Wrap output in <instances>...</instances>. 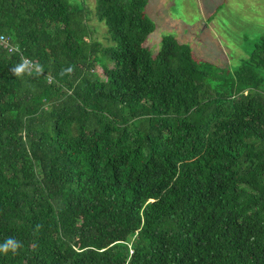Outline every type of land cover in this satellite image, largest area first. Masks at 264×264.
<instances>
[{"label": "trees", "instance_id": "trees-1", "mask_svg": "<svg viewBox=\"0 0 264 264\" xmlns=\"http://www.w3.org/2000/svg\"><path fill=\"white\" fill-rule=\"evenodd\" d=\"M147 4L95 0L103 47L84 4L0 0V264H264V35L232 71L153 55Z\"/></svg>", "mask_w": 264, "mask_h": 264}, {"label": "rangeland", "instance_id": "rangeland-1", "mask_svg": "<svg viewBox=\"0 0 264 264\" xmlns=\"http://www.w3.org/2000/svg\"><path fill=\"white\" fill-rule=\"evenodd\" d=\"M71 1L89 10L93 39L111 46L106 28L94 17L95 0ZM145 14L155 25L145 43L151 54L158 53L163 37L184 41V36L199 61L231 71L264 35V0H148ZM101 69H96L100 78Z\"/></svg>", "mask_w": 264, "mask_h": 264}, {"label": "clouds", "instance_id": "clouds-1", "mask_svg": "<svg viewBox=\"0 0 264 264\" xmlns=\"http://www.w3.org/2000/svg\"><path fill=\"white\" fill-rule=\"evenodd\" d=\"M44 69L41 65L28 59L27 57L21 56L20 61L10 68L11 74L18 79H23L25 76H32L35 73L37 76L43 73ZM74 71L73 66L61 69L59 75L61 77L65 75H71ZM22 248V242L17 240L15 237H8L3 242H0V254L17 255L19 250Z\"/></svg>", "mask_w": 264, "mask_h": 264}, {"label": "built area", "instance_id": "built-area-1", "mask_svg": "<svg viewBox=\"0 0 264 264\" xmlns=\"http://www.w3.org/2000/svg\"><path fill=\"white\" fill-rule=\"evenodd\" d=\"M0 48L5 50L8 54H19L18 48L12 43V40L4 35H0Z\"/></svg>", "mask_w": 264, "mask_h": 264}, {"label": "crops", "instance_id": "crops-1", "mask_svg": "<svg viewBox=\"0 0 264 264\" xmlns=\"http://www.w3.org/2000/svg\"><path fill=\"white\" fill-rule=\"evenodd\" d=\"M182 39L184 40V41H186V38L183 36L182 37ZM176 40V39H175ZM180 41H178L179 43H181V44H184L185 42L184 41H182L181 39H179ZM186 45V44H185Z\"/></svg>", "mask_w": 264, "mask_h": 264}]
</instances>
